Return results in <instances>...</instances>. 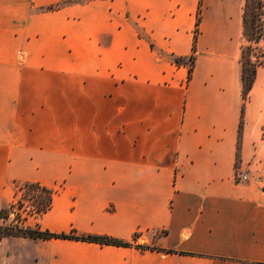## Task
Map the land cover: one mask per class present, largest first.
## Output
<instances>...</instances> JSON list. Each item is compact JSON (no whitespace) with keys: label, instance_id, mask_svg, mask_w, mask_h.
<instances>
[{"label":"crops","instance_id":"0c3cea01","mask_svg":"<svg viewBox=\"0 0 264 264\" xmlns=\"http://www.w3.org/2000/svg\"><path fill=\"white\" fill-rule=\"evenodd\" d=\"M66 1L11 6L52 77H0V210L37 183L49 207L25 226L133 246L6 237L0 264H264V65L243 99L244 0L36 10ZM190 55L189 74L174 58Z\"/></svg>","mask_w":264,"mask_h":264},{"label":"trees","instance_id":"16d2710c","mask_svg":"<svg viewBox=\"0 0 264 264\" xmlns=\"http://www.w3.org/2000/svg\"><path fill=\"white\" fill-rule=\"evenodd\" d=\"M85 0H70L69 2H82ZM264 0H244L243 10H242V37L248 43L246 48L241 45L240 49V65H241V81H242V97L245 99L251 88L255 70L258 66L264 65V55L263 59H258L252 54L254 60H252L250 55H246L248 49L251 51V44H258L262 38H264ZM60 4L47 6L45 10H55L58 9ZM199 12V10H198ZM196 14L195 27L193 31V46L192 50L194 51V42L198 34V24H199V15ZM247 49V51H245ZM175 63L177 64H187L189 66V74L191 71L193 63V55H190L188 58H174ZM240 128V125H239ZM26 186L25 196L29 201L34 203L35 208L42 213L49 207L51 199V191L44 188L43 186L37 183H23ZM9 205L0 210V219H6L8 214ZM136 236V235H135ZM6 237H24L30 238L33 240H48L51 238H61L69 240H77L95 243L100 246L102 245H111L118 247H131L133 243L126 242L118 239H114L108 236H96V235H77L74 233L71 234H52L44 230L37 228H30L27 226H16V225H6L3 222L0 223V241ZM141 249H157L154 247L147 246H137ZM157 251L172 253L170 250H160Z\"/></svg>","mask_w":264,"mask_h":264},{"label":"rangeland","instance_id":"374dc122","mask_svg":"<svg viewBox=\"0 0 264 264\" xmlns=\"http://www.w3.org/2000/svg\"><path fill=\"white\" fill-rule=\"evenodd\" d=\"M15 1L0 0V77H52L49 72H39L36 69V65H40L41 68L47 67L51 62V56H45V60L42 63L36 64L35 56L24 52L26 47L28 48V42L31 41L29 37L24 38L23 36V30L28 27V23L16 22L14 20V8L11 6H13ZM69 1L60 3V6L69 3H79ZM44 8H36V10L39 12L47 11ZM242 45L246 48L248 43L243 39ZM250 47L251 51L248 49L246 55H250L252 60H254L253 54L262 60L263 56L260 53L264 55V38L258 44H251Z\"/></svg>","mask_w":264,"mask_h":264},{"label":"built area","instance_id":"2783aa9c","mask_svg":"<svg viewBox=\"0 0 264 264\" xmlns=\"http://www.w3.org/2000/svg\"><path fill=\"white\" fill-rule=\"evenodd\" d=\"M236 182H245L248 180L247 174L243 171L238 172L235 177ZM26 186L17 184L14 188L13 199L9 204L6 219H0V223L6 225L25 226L27 219L36 220L40 212L34 204L25 196Z\"/></svg>","mask_w":264,"mask_h":264}]
</instances>
